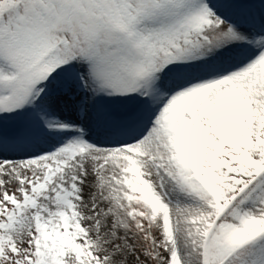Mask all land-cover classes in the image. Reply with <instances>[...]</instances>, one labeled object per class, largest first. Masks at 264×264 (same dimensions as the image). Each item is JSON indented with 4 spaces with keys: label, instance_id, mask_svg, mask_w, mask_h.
I'll return each instance as SVG.
<instances>
[{
    "label": "snow or ice",
    "instance_id": "6c2138e0",
    "mask_svg": "<svg viewBox=\"0 0 264 264\" xmlns=\"http://www.w3.org/2000/svg\"><path fill=\"white\" fill-rule=\"evenodd\" d=\"M0 264H264V0H0Z\"/></svg>",
    "mask_w": 264,
    "mask_h": 264
}]
</instances>
